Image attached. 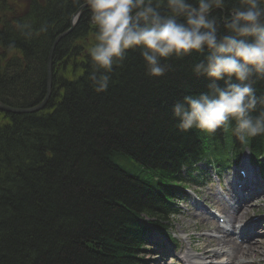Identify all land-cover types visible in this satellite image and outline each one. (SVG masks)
<instances>
[{"label":"trees","instance_id":"1","mask_svg":"<svg viewBox=\"0 0 264 264\" xmlns=\"http://www.w3.org/2000/svg\"><path fill=\"white\" fill-rule=\"evenodd\" d=\"M85 3L0 0L1 101L13 96V105L21 107L43 98L50 49ZM237 4L225 0L213 15L222 21ZM90 15L82 7L52 50L46 108L0 112V264H137L135 219L163 218L166 183L181 169L191 174L198 160L223 166V155L237 153L241 144L234 124L215 134L178 129L173 105L206 90L208 81L192 71L203 57L163 60L165 74L153 77L139 50H128L107 90L96 92L89 80L88 50L97 31ZM59 57L68 60L62 64ZM255 88L264 95V80ZM195 143L199 149L191 160L183 157L181 169L152 176L155 167L176 157L174 148L192 152ZM243 144L256 155L264 150V134Z\"/></svg>","mask_w":264,"mask_h":264},{"label":"clouds","instance_id":"2","mask_svg":"<svg viewBox=\"0 0 264 264\" xmlns=\"http://www.w3.org/2000/svg\"><path fill=\"white\" fill-rule=\"evenodd\" d=\"M96 27L88 50L96 92L107 90L114 66L128 50H139L150 76L166 72L163 60L203 57L192 71L208 81L206 90L173 105L178 129L207 134L232 128L241 143L264 134V4L238 0L221 21L213 15L225 0H87ZM223 28V31H221Z\"/></svg>","mask_w":264,"mask_h":264},{"label":"bare ground","instance_id":"3","mask_svg":"<svg viewBox=\"0 0 264 264\" xmlns=\"http://www.w3.org/2000/svg\"><path fill=\"white\" fill-rule=\"evenodd\" d=\"M84 6H88L87 4L85 5H80L79 8L77 10H80L82 7ZM91 21V20H90ZM91 26L89 25L87 28H90ZM71 31V30H70ZM69 31V32H70ZM57 43V42H56ZM52 54V53H51ZM60 62L63 64L64 60H68V59H62L61 57H59ZM50 70V74L48 73V71ZM52 65H50L49 68H47L46 66V78L45 80H47L48 76H52ZM43 81V79H42ZM47 90L45 91V95L43 96V98L37 102L34 105H30V106H26V105H22L21 107L13 105V101H14V97L11 96L10 98H1L2 101L0 100V112L4 113V114H31V113H36L39 110H42L43 108H46V105L49 101L50 98V94H51V90L49 92V94L46 96ZM47 97V98H46ZM13 100V101H11ZM43 101L44 104H41ZM39 106V108L37 107ZM197 130L194 131V138L196 140V143H201L202 139L197 141ZM194 142V141H193ZM193 142L191 144H193ZM195 143V148L194 150L191 152L190 150L188 151H182L183 149H180L179 147L174 148L173 152H176V157L173 158L174 163L172 162L173 159L168 158L166 163H165V167H155L153 169L152 172V176L153 177H160V176H169L173 169H175L177 171V168L180 165H185V163H187V160L184 159L186 156H190L189 160H191L193 158L192 153L194 151H196L197 149H199L198 145ZM182 154V155H181ZM184 157V158H183ZM178 169H181L180 167ZM181 175L183 173H180ZM244 178L246 179H251V177H249L248 175L244 176ZM240 181H243V183H247L246 186H244V189H248V190H252L255 191L256 189L260 190V186L259 185H252L253 183H249L247 182V180L239 178ZM164 191L166 193H168L170 190L169 188L164 189ZM161 194H163V188H161L160 191ZM239 202V198L236 199L235 203ZM241 204L244 202L243 200H240ZM240 204L237 206L233 205L232 207H227V208H223V211L225 212L224 214L228 217V221L231 220H238L242 218V215L240 213H238V210L240 209ZM162 211H160V213H157L158 216H161ZM258 220L260 222H262V219L260 218H264V215L257 217ZM193 217L188 216L187 219L185 220L186 222V226H190L191 224L193 225H197L199 227H201L202 229H204L206 227L205 221H201L200 224H197L196 222L193 221ZM258 224H254L253 222H249L247 225H245V229L249 232V237L245 238L244 236H240L243 241L247 244V247L242 250L240 243H237L235 241V239H233L232 236V231H228L226 230L227 227L223 226V225H214L213 227V231L217 232L218 234L215 237H210L207 236L204 239H202L203 243L201 244L200 248H199V253L201 255L200 259L206 260V259H210L212 257H216L217 259V263L216 264H239L241 262H238L239 258L244 257L245 258V253H247L248 251L252 250L251 245L255 242H257V240L255 239L256 236V228H257ZM211 247V249L209 248ZM223 254H227V256L225 255V259L223 258ZM195 257V256H194ZM191 258V256H190ZM188 262L190 264H196L197 260L196 259H189Z\"/></svg>","mask_w":264,"mask_h":264},{"label":"rangeland","instance_id":"4","mask_svg":"<svg viewBox=\"0 0 264 264\" xmlns=\"http://www.w3.org/2000/svg\"><path fill=\"white\" fill-rule=\"evenodd\" d=\"M73 28V27H72ZM72 28H71V30H72ZM49 57V56H48ZM51 61H52V59L50 60V65H51ZM47 63H48V61H47ZM47 81V80H46ZM216 185V184H215ZM202 192H203V194L204 195H206L207 196V198H209L210 197V193H213V194H215L214 192H215V189H214V186H212L211 184H209V185H206L204 188H201L200 189ZM201 194V193H200ZM214 200V204H216L217 206H218V208L220 209V207H221V203H222V201H218L217 199H213ZM258 202L261 204V205H258V206H256V207H258L259 209H254L255 211L254 212H260V211H262V210H264V193L258 198ZM181 207H182V209L183 210H185V208H187V206L186 205H184V204H181ZM181 217V221L183 220V219H185V217L183 218V216H180ZM180 221V222H181ZM176 225V224H175ZM175 227V226H174ZM207 231V230H206ZM150 259L151 260H153V262L151 263V264H176V260H174V263H170L169 261H167L166 259H163V258H161L159 255H157V254H152V255H150Z\"/></svg>","mask_w":264,"mask_h":264},{"label":"water","instance_id":"5","mask_svg":"<svg viewBox=\"0 0 264 264\" xmlns=\"http://www.w3.org/2000/svg\"><path fill=\"white\" fill-rule=\"evenodd\" d=\"M87 4V3H86ZM85 5V4H83ZM79 13V10H77L72 16H71V19H70V27L63 31L62 33H60L54 40V43L52 45V48L50 49V53H49V57H48V63H47V68L50 67V60H51V53H52V50L56 44V42L61 38L63 37L64 35H66L70 30L71 28L73 27L74 25V21H75V17L78 15ZM48 73L50 74V70L48 71ZM46 90H47V93H46V96L49 94L50 90H51V75L47 77V81H46ZM47 98V97H46ZM45 101H43L41 104H44ZM39 108V106H37Z\"/></svg>","mask_w":264,"mask_h":264}]
</instances>
